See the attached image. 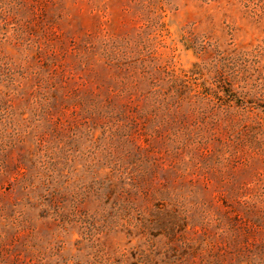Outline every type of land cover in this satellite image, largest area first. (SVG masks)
<instances>
[{"label": "rangeland", "instance_id": "374dc122", "mask_svg": "<svg viewBox=\"0 0 264 264\" xmlns=\"http://www.w3.org/2000/svg\"><path fill=\"white\" fill-rule=\"evenodd\" d=\"M0 264H264V0H0Z\"/></svg>", "mask_w": 264, "mask_h": 264}, {"label": "trees", "instance_id": "16d2710c", "mask_svg": "<svg viewBox=\"0 0 264 264\" xmlns=\"http://www.w3.org/2000/svg\"><path fill=\"white\" fill-rule=\"evenodd\" d=\"M228 86L230 87V84H228ZM226 93H229V92L227 91ZM225 95H228V96H229V94H225ZM228 98H229V97H227V99H228ZM224 100H225V99H224ZM229 102H230V101H228V100H227V101H223V103H224L223 106L225 107V110H229V109H230L231 106H229Z\"/></svg>", "mask_w": 264, "mask_h": 264}]
</instances>
